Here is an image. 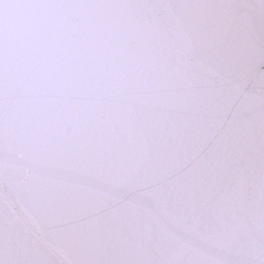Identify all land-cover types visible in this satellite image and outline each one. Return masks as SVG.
<instances>
[{
	"label": "snow or ice",
	"instance_id": "1",
	"mask_svg": "<svg viewBox=\"0 0 264 264\" xmlns=\"http://www.w3.org/2000/svg\"><path fill=\"white\" fill-rule=\"evenodd\" d=\"M238 8L255 20L232 18ZM152 10L168 15L129 28L98 22ZM22 14L40 23L25 30ZM246 44L259 54L252 69ZM249 110L253 119H240ZM257 126L264 0H0V264H129L122 228L131 217L146 225L147 202L177 207L179 221L234 253L194 264H264V166L253 235L235 197L197 205L182 185L155 181L192 134L218 128L228 143ZM13 147L25 160L16 192L6 179ZM253 245L261 258H243Z\"/></svg>",
	"mask_w": 264,
	"mask_h": 264
},
{
	"label": "water",
	"instance_id": "2",
	"mask_svg": "<svg viewBox=\"0 0 264 264\" xmlns=\"http://www.w3.org/2000/svg\"><path fill=\"white\" fill-rule=\"evenodd\" d=\"M244 3L245 0H239ZM168 14L162 10H152L143 14H106L98 22L115 27L129 28L136 24L137 16L144 23L161 22ZM230 16L235 19L248 18L253 22L255 14L251 9H234ZM20 25L32 29L39 20L26 15L19 18ZM134 46V41H129ZM258 50L253 44L241 48L240 56L252 69L258 60ZM251 110L240 113V119H253ZM231 121L225 122L230 126ZM219 129L207 132L203 137L192 134L173 154L163 160L155 177L156 186L167 188L182 185V192L195 204L201 198L209 206H217L230 197L237 199L238 209L247 234H255V220L249 209L255 206L261 167L264 166V129L257 126L245 130L228 143H222ZM9 171L7 182L10 190L23 187L25 165L23 153L13 147L7 153ZM177 203L180 198H176ZM178 208L170 206L165 210L155 202H147L139 209V215L147 218L143 228L131 227L137 217H131L123 225V254L129 264H194L196 261L217 259L233 255L229 249L204 238L200 231L188 227L176 218ZM9 214L11 210L9 209ZM261 250L253 245L243 253V258L258 260Z\"/></svg>",
	"mask_w": 264,
	"mask_h": 264
}]
</instances>
